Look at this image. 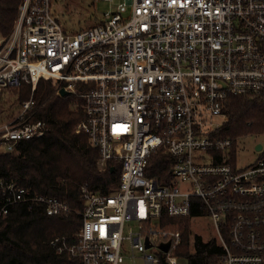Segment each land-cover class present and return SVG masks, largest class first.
I'll list each match as a JSON object with an SVG mask.
<instances>
[{
	"label": "built area",
	"instance_id": "obj_1",
	"mask_svg": "<svg viewBox=\"0 0 264 264\" xmlns=\"http://www.w3.org/2000/svg\"><path fill=\"white\" fill-rule=\"evenodd\" d=\"M51 1L21 0L11 31L0 33V91L31 85L0 124V140L10 151L43 136L47 123L34 119L32 93L44 79L52 95L81 98L76 131L98 150L99 165L120 163L109 193L81 186L76 241L55 237L56 252L67 251L75 264H119L129 251L146 263L176 264L180 231L163 216L193 208L210 217L221 248L205 264H264V142L254 161L238 166L236 143L218 134L230 95L264 101V0H122L75 31L63 29ZM159 147L171 157L163 180L146 175ZM17 203L47 215L70 210L0 178V217Z\"/></svg>",
	"mask_w": 264,
	"mask_h": 264
},
{
	"label": "trees",
	"instance_id": "obj_2",
	"mask_svg": "<svg viewBox=\"0 0 264 264\" xmlns=\"http://www.w3.org/2000/svg\"><path fill=\"white\" fill-rule=\"evenodd\" d=\"M20 2L0 0L2 35L11 31ZM68 4L78 8L80 0H66V12L71 8ZM94 22L88 21L87 26ZM63 29L66 30L64 26ZM5 92L14 97V104L10 105L12 110L6 111L3 120L0 119L1 123L11 119L22 102L29 98L31 85L22 82L19 86L1 89L2 111L5 108L1 99ZM52 92L51 81L39 79L32 93L35 107H38L34 119L41 118L47 123L43 136L21 139L10 151L0 140V178L16 180L31 193L55 196L66 201L73 209L81 210V186L109 193L117 187L120 163L113 160L100 166L98 150L90 144L85 133L76 131L77 124L84 117L79 105L81 98L72 93L62 98L50 96ZM225 112L226 119L218 134L229 136L233 144L240 138L264 132V101L259 97L230 95L225 102ZM170 162V154L164 147L157 148L149 156L146 175L163 180L169 176ZM201 213H204L202 209ZM197 214L198 210L192 208L184 216H163L169 226L180 231L181 239L173 254L184 258L186 264L215 261L221 253L220 246L212 239L204 240L200 235H195L191 241L189 222ZM80 225L78 212L73 211L66 216L47 215L41 206L14 204L6 215L0 217V264H75L67 251L56 252L49 241L55 237H65L67 244L74 243ZM159 264L166 262L162 260Z\"/></svg>",
	"mask_w": 264,
	"mask_h": 264
},
{
	"label": "rangeland",
	"instance_id": "obj_3",
	"mask_svg": "<svg viewBox=\"0 0 264 264\" xmlns=\"http://www.w3.org/2000/svg\"><path fill=\"white\" fill-rule=\"evenodd\" d=\"M121 1L122 0H112V1L80 0V4H78V8L80 10L76 8V5L68 4V6H70L71 8L67 12L65 11V8L63 7L66 0H52L51 4H52L53 13L58 18L60 24L64 26L66 29L72 30L75 28L77 29L80 26H87L88 21H91V20L94 21V20L100 19L105 11H107L110 8L115 7V5ZM52 94L53 93H51L50 96H52ZM1 100L5 108L4 111H2L0 108V111H1L0 119L3 120L4 114L7 113L6 111L12 110L11 108L12 106L10 105L14 104L13 103L14 97H12L10 93L5 92ZM262 142H264V135L261 133L238 139L236 141V145L233 147V151L235 155L237 156L236 164L238 166H244L254 161L260 154V150L255 149V144L262 143ZM13 181L18 183L16 180H13ZM69 207H70V210L62 215L66 216L73 211L78 212V213L80 211V210L73 209V207L70 205ZM189 223H190V230H191V241L193 240L195 235H200L202 239L204 240L212 239L214 241H217V235H216L215 229L208 215L200 214L198 216H192ZM150 251H155V250L153 248H150ZM129 253H123V260L119 264H155V263L144 262L142 257L136 253H135V256L132 258L128 256ZM176 264H186V260L184 258H176Z\"/></svg>",
	"mask_w": 264,
	"mask_h": 264
},
{
	"label": "water",
	"instance_id": "obj_4",
	"mask_svg": "<svg viewBox=\"0 0 264 264\" xmlns=\"http://www.w3.org/2000/svg\"><path fill=\"white\" fill-rule=\"evenodd\" d=\"M67 92L63 89V88H61L60 89V94L61 95H65ZM260 147H261V145L259 144V143H257V144H255V149H260ZM149 244H147V246H148ZM160 247L164 250V251H167L168 250V247H169V241H167V242H165V243H162L161 245H160Z\"/></svg>",
	"mask_w": 264,
	"mask_h": 264
},
{
	"label": "bare ground",
	"instance_id": "obj_5",
	"mask_svg": "<svg viewBox=\"0 0 264 264\" xmlns=\"http://www.w3.org/2000/svg\"><path fill=\"white\" fill-rule=\"evenodd\" d=\"M240 95V94H239Z\"/></svg>",
	"mask_w": 264,
	"mask_h": 264
}]
</instances>
